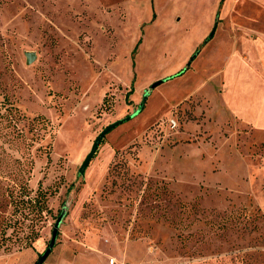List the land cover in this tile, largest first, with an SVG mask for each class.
I'll list each match as a JSON object with an SVG mask.
<instances>
[{"label":"rangeland","instance_id":"obj_1","mask_svg":"<svg viewBox=\"0 0 264 264\" xmlns=\"http://www.w3.org/2000/svg\"><path fill=\"white\" fill-rule=\"evenodd\" d=\"M220 2L0 0V264H264V0Z\"/></svg>","mask_w":264,"mask_h":264},{"label":"trees","instance_id":"obj_2","mask_svg":"<svg viewBox=\"0 0 264 264\" xmlns=\"http://www.w3.org/2000/svg\"><path fill=\"white\" fill-rule=\"evenodd\" d=\"M225 0H221L223 4ZM182 74V73H181ZM18 198L15 217L10 220L9 227L22 229L27 221H30V227H36L39 222L43 220L45 211H48L47 194L41 188L37 191L36 195L32 197V192L28 189L21 191Z\"/></svg>","mask_w":264,"mask_h":264},{"label":"water","instance_id":"obj_3","mask_svg":"<svg viewBox=\"0 0 264 264\" xmlns=\"http://www.w3.org/2000/svg\"><path fill=\"white\" fill-rule=\"evenodd\" d=\"M214 36V32L211 34V38ZM33 60H30V62H32ZM100 143V141L98 142V144ZM98 147V145H96L95 149ZM90 159L87 160L86 164H88ZM86 166V165H85ZM57 229H55L54 231V235H53V239H52V243L49 247V249L46 251V253L41 257V259L38 261L37 264H44L46 259L48 258L49 254L51 253V251L53 250L55 244H56V238H57Z\"/></svg>","mask_w":264,"mask_h":264},{"label":"built area","instance_id":"obj_4","mask_svg":"<svg viewBox=\"0 0 264 264\" xmlns=\"http://www.w3.org/2000/svg\"><path fill=\"white\" fill-rule=\"evenodd\" d=\"M173 125L176 126V123L173 122ZM108 264H132V263L127 262V261H122V262H120V261H118V260L115 259V258H110Z\"/></svg>","mask_w":264,"mask_h":264},{"label":"crops","instance_id":"obj_5","mask_svg":"<svg viewBox=\"0 0 264 264\" xmlns=\"http://www.w3.org/2000/svg\"><path fill=\"white\" fill-rule=\"evenodd\" d=\"M264 21H262L261 23H258V28L260 27V26H262V23H263ZM263 37H264V35H263Z\"/></svg>","mask_w":264,"mask_h":264}]
</instances>
